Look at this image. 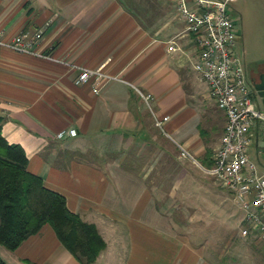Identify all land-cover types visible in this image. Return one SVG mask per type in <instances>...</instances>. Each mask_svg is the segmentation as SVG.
I'll list each match as a JSON object with an SVG mask.
<instances>
[{
	"label": "crops",
	"instance_id": "crops-1",
	"mask_svg": "<svg viewBox=\"0 0 264 264\" xmlns=\"http://www.w3.org/2000/svg\"><path fill=\"white\" fill-rule=\"evenodd\" d=\"M37 27L42 34L33 47L42 55L0 46V133L23 148L28 171L95 224L105 245L92 264H225L208 254L209 230L199 233L189 225L206 229L214 209L224 225L226 207L205 194L184 224L152 180L163 176L164 163L180 160L217 183L200 166L211 165L225 121L191 66L192 35L178 34V48L166 47L183 28L172 1L0 0L4 38ZM73 64L101 65L110 77L93 92L89 81L74 82ZM250 65L243 62L247 84L254 106L263 110L252 82L264 81V59ZM137 89L151 94L150 108ZM152 113L167 116L161 128ZM262 126L257 121L251 127L248 157L264 177ZM69 127L74 134L55 136ZM161 135L170 140L165 147ZM179 146L191 157L179 156ZM173 174L170 195L184 176L196 177L185 169ZM228 193L241 223L242 209ZM258 241L264 244L248 234L233 244ZM0 257L7 264H81L47 223L12 250L0 245Z\"/></svg>",
	"mask_w": 264,
	"mask_h": 264
},
{
	"label": "built area",
	"instance_id": "built-area-1",
	"mask_svg": "<svg viewBox=\"0 0 264 264\" xmlns=\"http://www.w3.org/2000/svg\"><path fill=\"white\" fill-rule=\"evenodd\" d=\"M177 15L183 21L180 32L170 37L167 49L178 48L175 37L190 34L196 47L192 68L208 87L210 96L224 112L223 131L212 154L210 166L201 167L212 175L215 181L225 187L236 204L242 209L238 234H253L264 240V177L257 173L256 164L248 157V149L253 141L251 127L261 121L263 146L259 150L264 156V110L254 106L247 84L244 67L233 52L236 38L235 20L237 16L228 11L229 0H171ZM42 28L23 29L4 38L0 30V46L15 51L42 55L33 45L40 39ZM71 66V65H70ZM78 73L76 83L89 81L91 90L96 92L98 85L110 77L102 71L101 65L84 67L74 65ZM150 108L151 94L136 90ZM151 111V109H149ZM153 123L162 127L166 115H153ZM69 127L55 133L60 138L74 134ZM178 155L191 157L179 146Z\"/></svg>",
	"mask_w": 264,
	"mask_h": 264
},
{
	"label": "rangeland",
	"instance_id": "rangeland-1",
	"mask_svg": "<svg viewBox=\"0 0 264 264\" xmlns=\"http://www.w3.org/2000/svg\"><path fill=\"white\" fill-rule=\"evenodd\" d=\"M227 8L231 14L237 16L235 22L239 38L233 45V52L238 56L242 65L245 62L247 69V66H251L250 64L255 59H264V0H229ZM161 137V145L165 147V142L170 140L163 135ZM181 169H185L186 172L196 177L190 178V180L184 176L183 181L178 183L179 188H175L174 193L170 195L168 190L174 186L173 181L175 180L173 171H180ZM162 170L163 176L152 180L157 183L161 196L167 198L165 203L170 201L169 205L166 204L167 207L172 204L176 205H173L171 212L176 213L180 222L185 224L186 217L191 213L189 208L196 207L201 199L205 198V194L218 199L222 208L226 207L227 213L226 215L223 214L225 216L224 225L223 221L219 220V216H216L218 214L215 209L211 210L210 214L214 218H211L212 221L206 229L201 225H193L192 223L191 226L189 225L192 230L195 228L199 233H205V230H209L211 237L206 242L209 255L224 260L225 264H264V244L261 241L255 242L256 244L253 246L251 244V246L249 244L243 246L233 244L235 237H241L238 234V227L241 223L239 212L226 189L220 187L194 163L189 161H169L164 163ZM182 227L187 228L185 225Z\"/></svg>",
	"mask_w": 264,
	"mask_h": 264
},
{
	"label": "trees",
	"instance_id": "trees-1",
	"mask_svg": "<svg viewBox=\"0 0 264 264\" xmlns=\"http://www.w3.org/2000/svg\"><path fill=\"white\" fill-rule=\"evenodd\" d=\"M23 148L0 133V245L12 250L47 223L81 264H92L105 242L92 222L65 204L64 196L25 168ZM0 264H7L0 257Z\"/></svg>",
	"mask_w": 264,
	"mask_h": 264
},
{
	"label": "water",
	"instance_id": "water-1",
	"mask_svg": "<svg viewBox=\"0 0 264 264\" xmlns=\"http://www.w3.org/2000/svg\"><path fill=\"white\" fill-rule=\"evenodd\" d=\"M260 77L262 80L263 76H260ZM263 82L264 81H260L258 83L254 82V83H252V87L254 90H256V94L259 96L262 108L264 110V83Z\"/></svg>",
	"mask_w": 264,
	"mask_h": 264
},
{
	"label": "flooded vegetation",
	"instance_id": "flooded-vegetation-1",
	"mask_svg": "<svg viewBox=\"0 0 264 264\" xmlns=\"http://www.w3.org/2000/svg\"><path fill=\"white\" fill-rule=\"evenodd\" d=\"M252 83H254V81Z\"/></svg>",
	"mask_w": 264,
	"mask_h": 264
}]
</instances>
